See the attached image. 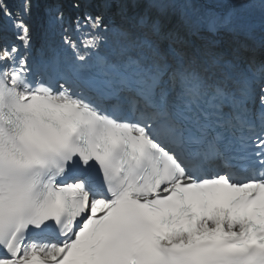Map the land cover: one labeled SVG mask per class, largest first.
Returning <instances> with one entry per match:
<instances>
[{"label":"snow or ice","instance_id":"obj_1","mask_svg":"<svg viewBox=\"0 0 264 264\" xmlns=\"http://www.w3.org/2000/svg\"><path fill=\"white\" fill-rule=\"evenodd\" d=\"M73 7L0 0V264H264L254 4Z\"/></svg>","mask_w":264,"mask_h":264},{"label":"bare ground","instance_id":"obj_2","mask_svg":"<svg viewBox=\"0 0 264 264\" xmlns=\"http://www.w3.org/2000/svg\"><path fill=\"white\" fill-rule=\"evenodd\" d=\"M233 0H203L200 4L204 7H215L221 13L228 11V5ZM254 7L249 8L244 14V21L253 27L256 37L261 35V28L264 26V12L260 8L261 0H250Z\"/></svg>","mask_w":264,"mask_h":264},{"label":"rangeland","instance_id":"obj_3","mask_svg":"<svg viewBox=\"0 0 264 264\" xmlns=\"http://www.w3.org/2000/svg\"><path fill=\"white\" fill-rule=\"evenodd\" d=\"M19 10L22 12L23 11V5L20 6Z\"/></svg>","mask_w":264,"mask_h":264}]
</instances>
